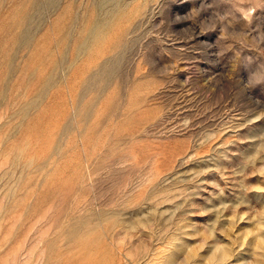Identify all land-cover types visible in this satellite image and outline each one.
<instances>
[{
  "label": "rangeland",
  "instance_id": "rangeland-1",
  "mask_svg": "<svg viewBox=\"0 0 264 264\" xmlns=\"http://www.w3.org/2000/svg\"><path fill=\"white\" fill-rule=\"evenodd\" d=\"M0 264H264V0H0Z\"/></svg>",
  "mask_w": 264,
  "mask_h": 264
},
{
  "label": "bare ground",
  "instance_id": "bare-ground-1",
  "mask_svg": "<svg viewBox=\"0 0 264 264\" xmlns=\"http://www.w3.org/2000/svg\"><path fill=\"white\" fill-rule=\"evenodd\" d=\"M17 21V20H16ZM15 27V26H14ZM6 38V37H5ZM9 43V42H8ZM49 48V47H48ZM31 62V61H30ZM36 73V72H35ZM38 75V73H36Z\"/></svg>",
  "mask_w": 264,
  "mask_h": 264
}]
</instances>
